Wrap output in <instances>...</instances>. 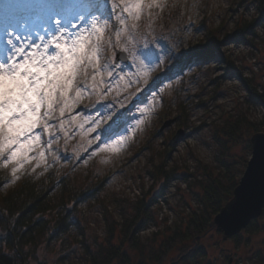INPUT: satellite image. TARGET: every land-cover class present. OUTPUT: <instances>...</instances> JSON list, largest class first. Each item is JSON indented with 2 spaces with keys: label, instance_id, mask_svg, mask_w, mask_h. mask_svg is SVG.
<instances>
[{
  "label": "rangeland",
  "instance_id": "1",
  "mask_svg": "<svg viewBox=\"0 0 264 264\" xmlns=\"http://www.w3.org/2000/svg\"><path fill=\"white\" fill-rule=\"evenodd\" d=\"M125 2L130 0H107L109 23L102 36L101 64L114 62L125 47L157 40L158 48L167 46L176 55L192 49L207 50L208 45L215 56L207 63L193 65L191 70L184 69L180 75L168 72L174 61L166 60L152 71L147 83L141 80L123 92L115 85L109 92L105 81L110 74L95 72V65L81 72L80 90L87 91L65 112L69 138L65 140L61 135L53 145L57 153L48 154L46 165L35 167L33 160L18 166L15 183L23 170L30 169L42 178L53 169L57 176L68 178L75 192L89 195L77 204L64 206L61 194H52L50 204L55 214L67 215L73 224L68 232L54 236L53 227L61 217L46 216L44 234L36 246L25 249L27 264H92L93 256L102 260L110 246H120L122 227L133 220L141 203L148 207L150 218L139 233L138 249L124 246L133 261L264 264V211L228 239L213 228L197 240L187 235L191 220L210 219L209 214L218 208L207 195L214 191V182L233 197L234 186L239 184L252 156L250 139L255 133H264V0H162V9L153 8L151 15L144 9L139 22L128 18V27L137 24L132 29L135 39L126 32L118 39L112 31L118 14L112 15L111 5L123 6ZM13 3L0 0V32L15 15L18 20H27L35 34L41 35L39 16L12 13ZM124 55L127 62L120 61L118 67L123 66L127 72L131 57ZM165 73L172 79L157 81L158 86H154L152 81ZM153 87L155 93L129 114V124L135 127L124 137L121 154L96 148L98 142L92 134L78 127L82 121L83 128L88 127V116H95L91 111L94 105L119 100L124 92L133 94L130 99L135 95L144 97ZM74 96L70 94V98ZM124 103L132 107L127 100ZM140 109L146 111L142 114ZM69 119L74 122L69 124ZM172 119L175 122L163 129ZM180 130L184 138L172 144ZM2 167L14 165L7 163L5 167L3 163ZM15 183L6 185L4 193ZM2 235L0 238L6 236ZM181 237L183 240L172 245L157 262L162 245Z\"/></svg>",
  "mask_w": 264,
  "mask_h": 264
},
{
  "label": "snow or ice",
  "instance_id": "2",
  "mask_svg": "<svg viewBox=\"0 0 264 264\" xmlns=\"http://www.w3.org/2000/svg\"><path fill=\"white\" fill-rule=\"evenodd\" d=\"M163 7L162 0H130L123 6L113 3L111 13L118 14V19L112 31L118 39L124 32L135 39L132 29L137 24L128 27V18L139 22L144 9L151 15L153 8ZM11 12L37 14L41 22L39 30L42 31L41 35H36L27 20H18L13 15L0 32V157L4 158L0 163L5 167L7 163H13V176L23 163L34 160L35 167L46 165L48 154L57 153L53 145L61 135L65 140L69 138L65 112L74 107L87 91V88L81 91L78 83V76L87 66L95 65V72L110 74V79L105 81L109 92L114 85L123 92L141 80L147 83L152 71L166 60L174 61L168 72L180 75L184 69L191 70L193 65L207 63L215 56L214 49L211 52L192 49L176 55L167 46L158 48L159 40L145 41L143 45L121 49V54L131 57L126 72L123 66L118 67L121 63L118 56L107 65L100 63L103 58L102 36L109 23L107 0H14ZM164 79L170 80L172 76L165 73L163 78L156 77L152 83L158 86L157 81L162 83ZM155 91L156 87H153L144 97L135 95L130 99L133 94H128L110 103H98L91 109L95 116H88V127L83 128V121L78 127L84 133L92 134V139L98 142L96 148L115 151L135 127L129 124L132 108H139ZM71 93L75 96L70 98ZM125 100L132 107H126ZM57 110L59 119L56 118ZM140 111L143 114L146 109ZM73 122L68 120L69 124ZM261 163L264 164V160Z\"/></svg>",
  "mask_w": 264,
  "mask_h": 264
},
{
  "label": "trees",
  "instance_id": "3",
  "mask_svg": "<svg viewBox=\"0 0 264 264\" xmlns=\"http://www.w3.org/2000/svg\"><path fill=\"white\" fill-rule=\"evenodd\" d=\"M207 50H213L210 46H206ZM7 155V154H5ZM4 158L0 157V161ZM0 163V227L6 234L4 238H0V264H27V256L25 249L27 247L36 246L38 240L42 237L47 227L44 222L46 216L57 215V220L53 228L54 236H60L69 231L72 221L68 220L67 215L61 216L60 213L55 214L51 203L52 194L57 191L61 194V204L69 206L83 201L87 193L75 192L68 178L57 176L55 171L50 170L42 178L36 177L31 173L30 169L23 170L20 181L15 183L16 177L12 175V167L3 168ZM162 174V172H161ZM164 175L161 179L164 180ZM10 183H15L14 188L4 193V188ZM237 186V185H236ZM234 186V189L235 187ZM214 191L207 192L218 208L209 214L210 219L198 218L191 220L187 228V235L192 239L202 237L211 229V222L224 205L231 200L230 195L226 194L221 187L214 182ZM233 189V191H234ZM137 214L131 222L122 227V240L120 246H110L103 255L102 260L99 257H92V264H113L118 261L119 264H144L141 261H133L124 249L126 244L130 249H138L139 233L144 224L149 220L148 207L143 203L138 207ZM212 230V229H211ZM5 231V233H4ZM183 240L172 239L162 245L157 262H161L169 249L177 241Z\"/></svg>",
  "mask_w": 264,
  "mask_h": 264
},
{
  "label": "water",
  "instance_id": "4",
  "mask_svg": "<svg viewBox=\"0 0 264 264\" xmlns=\"http://www.w3.org/2000/svg\"><path fill=\"white\" fill-rule=\"evenodd\" d=\"M120 61L127 62L124 54L118 53ZM175 119L167 121L163 129L172 125ZM184 138L180 130L172 139V144L179 143ZM252 156L247 168L233 191V197L227 202L211 222V228L222 233L223 239H228L246 229L253 220L258 219L264 211V133H255L251 139ZM243 185V191L241 186Z\"/></svg>",
  "mask_w": 264,
  "mask_h": 264
},
{
  "label": "bare ground",
  "instance_id": "5",
  "mask_svg": "<svg viewBox=\"0 0 264 264\" xmlns=\"http://www.w3.org/2000/svg\"><path fill=\"white\" fill-rule=\"evenodd\" d=\"M124 95H127V92H124L123 96H124ZM119 146H120V147L117 148L116 150L119 151V153L121 154V153H122V150H121V149H122L124 146H122V144L119 145Z\"/></svg>",
  "mask_w": 264,
  "mask_h": 264
}]
</instances>
